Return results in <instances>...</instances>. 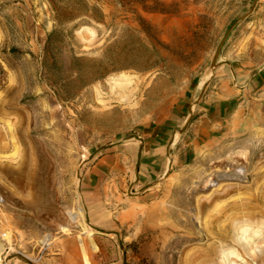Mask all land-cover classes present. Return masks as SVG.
I'll return each mask as SVG.
<instances>
[{
  "label": "rangeland",
  "instance_id": "rangeland-1",
  "mask_svg": "<svg viewBox=\"0 0 264 264\" xmlns=\"http://www.w3.org/2000/svg\"><path fill=\"white\" fill-rule=\"evenodd\" d=\"M230 68L264 0H0L2 264H264V123L197 135Z\"/></svg>",
  "mask_w": 264,
  "mask_h": 264
},
{
  "label": "crops",
  "instance_id": "crops-1",
  "mask_svg": "<svg viewBox=\"0 0 264 264\" xmlns=\"http://www.w3.org/2000/svg\"><path fill=\"white\" fill-rule=\"evenodd\" d=\"M228 75L216 73L214 82L209 87L197 111V135L203 141L213 135L245 125L264 123V68L252 72L237 74L233 68ZM219 74V75H218Z\"/></svg>",
  "mask_w": 264,
  "mask_h": 264
},
{
  "label": "water",
  "instance_id": "water-1",
  "mask_svg": "<svg viewBox=\"0 0 264 264\" xmlns=\"http://www.w3.org/2000/svg\"><path fill=\"white\" fill-rule=\"evenodd\" d=\"M220 46H221V44L218 46L217 50L215 51V54H214V57H213V60H212V66H214V64H215V61H216Z\"/></svg>",
  "mask_w": 264,
  "mask_h": 264
},
{
  "label": "built area",
  "instance_id": "built-area-1",
  "mask_svg": "<svg viewBox=\"0 0 264 264\" xmlns=\"http://www.w3.org/2000/svg\"><path fill=\"white\" fill-rule=\"evenodd\" d=\"M0 264H2L1 258H0Z\"/></svg>",
  "mask_w": 264,
  "mask_h": 264
}]
</instances>
